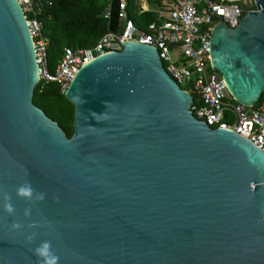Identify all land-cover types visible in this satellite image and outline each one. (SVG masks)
Returning <instances> with one entry per match:
<instances>
[{"label": "water", "instance_id": "obj_1", "mask_svg": "<svg viewBox=\"0 0 264 264\" xmlns=\"http://www.w3.org/2000/svg\"><path fill=\"white\" fill-rule=\"evenodd\" d=\"M254 1L209 45L247 107L264 93V0ZM122 44L71 82L69 138L34 104L22 7L0 0V264H42L44 242L56 264H264V153L197 120L156 48Z\"/></svg>", "mask_w": 264, "mask_h": 264}, {"label": "built area", "instance_id": "obj_2", "mask_svg": "<svg viewBox=\"0 0 264 264\" xmlns=\"http://www.w3.org/2000/svg\"><path fill=\"white\" fill-rule=\"evenodd\" d=\"M104 13L111 16V2ZM119 1V26L89 48H67L55 72L49 71L50 39L44 34L40 16L50 0H18L33 39L39 83H54L65 95L79 71L93 60L123 49L124 42L156 48L164 69L181 89L193 97L191 112L212 129L234 132L264 153V93L253 107L233 98L221 75L212 68L211 33L220 22L237 27L245 12L255 11L254 0H129ZM149 16L145 25L135 18ZM171 54L177 59L173 60Z\"/></svg>", "mask_w": 264, "mask_h": 264}, {"label": "trees", "instance_id": "obj_3", "mask_svg": "<svg viewBox=\"0 0 264 264\" xmlns=\"http://www.w3.org/2000/svg\"><path fill=\"white\" fill-rule=\"evenodd\" d=\"M40 16L44 23V34L50 39L49 55L62 58L67 48H89L96 45L108 32H115L119 26V1L111 2V16H104L108 0H50ZM145 25L149 16L135 18ZM34 104L57 122L65 134L74 135L75 108L54 83L40 82L34 90Z\"/></svg>", "mask_w": 264, "mask_h": 264}, {"label": "clouds", "instance_id": "obj_4", "mask_svg": "<svg viewBox=\"0 0 264 264\" xmlns=\"http://www.w3.org/2000/svg\"><path fill=\"white\" fill-rule=\"evenodd\" d=\"M21 194L29 195L30 190L20 189ZM7 211L11 212V206H6ZM13 227H19L18 224H13ZM35 254L43 258L42 264H56V256L53 255L49 250V244L47 242L42 243L39 247L35 249Z\"/></svg>", "mask_w": 264, "mask_h": 264}, {"label": "rangeland", "instance_id": "obj_5", "mask_svg": "<svg viewBox=\"0 0 264 264\" xmlns=\"http://www.w3.org/2000/svg\"><path fill=\"white\" fill-rule=\"evenodd\" d=\"M129 4H130V13L132 14L133 11L135 10V0H129ZM173 60H176L177 57L174 55V54H171ZM59 59V58H58ZM58 59L55 58V56H53L52 54L49 55L48 57V63H49V71L54 73L55 72V69H56V66L58 64Z\"/></svg>", "mask_w": 264, "mask_h": 264}]
</instances>
